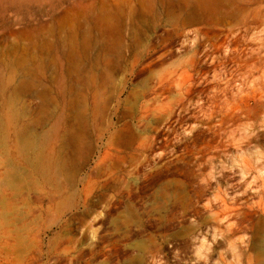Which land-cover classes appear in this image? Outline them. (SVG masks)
Returning a JSON list of instances; mask_svg holds the SVG:
<instances>
[{
    "label": "rangeland",
    "instance_id": "rangeland-1",
    "mask_svg": "<svg viewBox=\"0 0 264 264\" xmlns=\"http://www.w3.org/2000/svg\"><path fill=\"white\" fill-rule=\"evenodd\" d=\"M115 5L126 12L130 6L137 9L138 0H0V264H9L16 254L34 256L30 262L38 264L47 253L48 264L263 261L264 227L259 226L264 217L256 204L264 205V97L259 98L264 67L247 77L233 63L213 67L205 62L202 74L193 70L184 79L183 65L175 62L161 68L177 71L172 90L156 92L158 74L142 80L148 76L143 60L120 70L111 91L91 90L86 126L91 150L74 174L57 171L68 116L65 85L58 78L53 84L57 108L35 127L44 172L33 164L28 125L40 100L32 93L14 94L21 73L11 48L34 50L50 41L57 61L62 47L56 20L64 9L76 10L83 20L92 10ZM120 22L124 45L136 31L134 52L157 66L156 51L148 53L146 41L160 50L163 29L159 26L147 40L136 17ZM260 29L245 37L264 51ZM179 41H172L174 49ZM122 55L124 65L130 51L125 48ZM30 68L39 79L51 74L39 58ZM134 88L140 91L131 99L136 115L126 116L125 99ZM125 122L137 137L116 147L114 134ZM242 159L249 165L244 174Z\"/></svg>",
    "mask_w": 264,
    "mask_h": 264
},
{
    "label": "bare ground",
    "instance_id": "bare-ground-1",
    "mask_svg": "<svg viewBox=\"0 0 264 264\" xmlns=\"http://www.w3.org/2000/svg\"><path fill=\"white\" fill-rule=\"evenodd\" d=\"M77 13L76 10L66 8L56 20L60 28L58 37L62 47L59 60L56 61L52 57V42L45 40L34 50L28 46L21 49L13 47L10 51L21 73L20 81L13 88L14 94L32 93L40 100L37 116L28 128L29 132H32L30 138L34 146L33 164L39 165L43 172L46 159L42 150L36 148L38 137L35 127L43 124L57 108L58 101L54 96L53 84L58 78H62L65 85L68 116L61 134L57 171L65 170L74 174L86 161V156L91 150V146L86 143L91 90L96 87L104 92L111 91L114 87V77L120 70L125 69L127 72L131 64L134 66L136 62L143 60V69L148 76L142 80L152 79L153 74H158V77L154 78L157 87L153 90L156 92L162 89L172 90L171 85L177 79V71L172 69L163 72L161 68L175 62L183 65L179 75L184 79L191 77L193 70L200 74L199 67L205 62L213 67L224 65L226 62L233 63L235 70L247 77L264 67V51L251 46L245 37L250 30L252 32L260 27L264 30V0H138V8L130 6L126 12L115 5L110 10H92L85 14L83 20ZM125 17H136L143 23V34L147 40L155 34L159 26L163 29L157 38L160 50H156L146 41L148 53L156 51L154 59L158 60L157 66H152V58L147 59L145 56V59L140 60L134 52L139 37L136 31H131L129 41L124 45L120 37V21ZM174 39L180 40L176 49L172 45ZM125 48L130 51V58H127V63L123 65L125 58L122 51ZM175 50L180 54H176ZM38 58L51 68L48 79H39L30 68V63ZM39 84L41 88L37 89L35 86ZM168 85L170 86L166 87ZM139 96V90L131 89L125 99L127 107L124 109V115H136V108L131 99ZM263 97L264 91L260 93L259 98ZM123 128L114 134L116 147L129 146L137 137L127 122L123 124ZM248 167V162L242 159L241 173L244 174ZM46 198L48 202H54L53 197L46 195ZM261 205L260 201L256 207L264 217V205ZM260 225H263V222ZM3 248L6 249L5 246ZM260 248L262 250L263 246L260 245ZM31 258L16 254L9 264H31ZM38 264H48V253ZM257 264H264V260L258 261Z\"/></svg>",
    "mask_w": 264,
    "mask_h": 264
}]
</instances>
